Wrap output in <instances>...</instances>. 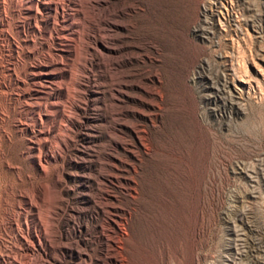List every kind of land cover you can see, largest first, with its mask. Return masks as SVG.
I'll return each mask as SVG.
<instances>
[{"label":"rangeland","instance_id":"1","mask_svg":"<svg viewBox=\"0 0 264 264\" xmlns=\"http://www.w3.org/2000/svg\"><path fill=\"white\" fill-rule=\"evenodd\" d=\"M30 1L0 0V264H264V0Z\"/></svg>","mask_w":264,"mask_h":264},{"label":"bare ground","instance_id":"2","mask_svg":"<svg viewBox=\"0 0 264 264\" xmlns=\"http://www.w3.org/2000/svg\"><path fill=\"white\" fill-rule=\"evenodd\" d=\"M52 1V0H51ZM50 1V2H51ZM33 5L35 6L34 8H37L38 7V5H39V0H34L33 2H32V4H31V1H30V5H27L26 7H25V9H26V11H27V13L28 14H35V9L34 8H32L33 7ZM4 7V6H3ZM56 7V6H55ZM56 11H58V10H56ZM55 11V12H56ZM33 12V13H32ZM38 12V11H37ZM54 12V13H55ZM38 13H40V12H38ZM57 13V12H56ZM41 14V13H40ZM45 17V16H44ZM43 17V18H44ZM58 17V16H57ZM27 20V19H26ZM45 20V19H44ZM53 20H55V19H53ZM79 20V19H78ZM38 21V20H37ZM3 22V21H2ZM55 23V22H54ZM77 24V23H76ZM53 26H54V24H53ZM43 28V27H42ZM41 28V29H42ZM52 30V29H51ZM78 31V30H77ZM35 35V34H34ZM68 35V34H67ZM32 37V36H31ZM49 38V37H48ZM50 38H51V36H50ZM60 38V37H59ZM32 39V38H31ZM73 39V38H72ZM47 40V39H46ZM71 40V39H70ZM77 40V39H76ZM78 41V40H77ZM72 45V44H71ZM48 49H50V48H48ZM71 51V50H70ZM61 56V55H60ZM53 59V58H52ZM55 59H56V57H55ZM69 59V58H68ZM56 60H58V59H56ZM62 60H63V58H62ZM12 62V61H11ZM41 62V61H40ZM61 62H65V61H61ZM42 63V62H41ZM52 63H55V62H53L52 61ZM9 64V63H8ZM7 64V65H8ZM12 65V64H11ZM51 65V64H50ZM6 66V65H5ZM4 66V67H5ZM61 67V66H60ZM28 68V67H27ZM14 69V68H13ZM64 69H65V67H64ZM16 70V69H15ZM28 70V69H27ZM66 70V69H65ZM63 71V70H62ZM59 72V71H58ZM15 73H16V71H15ZM30 73V72H29ZM31 74V73H30ZM32 74L34 75V73L32 72ZM45 74V73H44ZM46 74H49L48 72L46 73ZM36 75V74H35ZM34 75V76H35ZM6 77V75L4 76V78ZM20 78V77H19ZM33 78V77H32ZM7 79V78H6ZM21 79V78H20ZM24 81V80H23ZM27 81V80H26ZM61 82H62V80H61ZM54 83V82H53ZM57 83V82H56ZM34 84V83H33ZM35 85H36V83H35ZM44 84H42V86H43ZM48 85V84H47ZM51 85V84H50ZM38 86V85H37ZM44 87V86H43ZM50 87V86H49ZM31 88V87H30ZM52 88V87H51ZM59 88V87H58ZM20 89V88H19ZM32 90V89H31ZM36 90V89H35ZM44 90V89H43ZM51 92V91H50ZM46 98V97H45ZM30 102V101H29ZM61 102V101H60ZM58 104H60V103H58ZM40 105V104H39ZM41 106H42V104H41ZM47 106V105H46ZM48 107V106H47ZM30 111V110H29ZM40 115V114H39ZM41 116V115H40ZM42 131V130H41ZM27 191V190H26ZM35 191V190H34ZM2 192V191H1ZM27 193H29L28 191H27ZM34 194V192H32L31 191V194ZM35 193H37V192H35ZM30 194V193H29ZM31 194H30V196H31ZM32 194V195H33ZM39 194V193H38ZM26 196H27V194H26ZM32 197V196H31ZM33 197H34V195H33ZM32 200H33V198H31ZM34 199H38V196H37V198H36V196H35V198ZM31 201V200H30ZM35 201V200H34ZM37 204V203H36ZM35 204V205H36ZM40 213V212H39ZM3 215V214H2ZM40 215V214H39ZM11 216V215H10ZM41 217V216H40ZM13 218V217H12ZM0 220H2V219H0ZM26 220V219H25ZM41 220V219H40ZM27 222V221H26ZM42 222V221H41ZM44 227V226H43ZM24 264V263H23Z\"/></svg>","mask_w":264,"mask_h":264}]
</instances>
